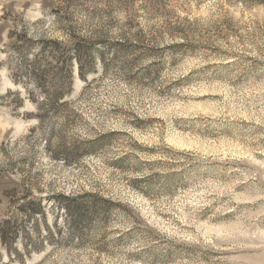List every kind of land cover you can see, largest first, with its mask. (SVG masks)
<instances>
[{
	"label": "rangeland",
	"instance_id": "374dc122",
	"mask_svg": "<svg viewBox=\"0 0 264 264\" xmlns=\"http://www.w3.org/2000/svg\"><path fill=\"white\" fill-rule=\"evenodd\" d=\"M5 68L0 264H264V3L0 0Z\"/></svg>",
	"mask_w": 264,
	"mask_h": 264
},
{
	"label": "trees",
	"instance_id": "16d2710c",
	"mask_svg": "<svg viewBox=\"0 0 264 264\" xmlns=\"http://www.w3.org/2000/svg\"><path fill=\"white\" fill-rule=\"evenodd\" d=\"M247 1H251L254 3H264V0H247ZM74 24L71 20H69V25L66 27L67 31V35L70 36L74 34L75 28H74ZM70 33V34H69ZM44 43H48V44H54L55 47L58 46L60 44V42L58 40H48L45 41ZM72 61L70 60L69 63L66 62V66L63 68V71L61 72L62 74H60L61 78H62V82L63 83H68V88H69V92L71 91V78H72V72H73V62L78 63V68L80 71V75L81 77H84L85 72H84V64L83 62L86 59H90L91 54L84 50L80 45H76L74 47V50L72 52V55L70 56ZM26 64V63H25ZM27 65V64H26ZM27 67H29V65H27ZM37 68H31L29 67V69L25 68L24 73L20 72L21 75H23V78L26 79H31L33 80V83L39 85V86H46V81H48V77L51 75V72L49 69H44L43 70V75L41 77H39V74L37 73ZM55 75V74H54ZM57 75V74H56ZM44 77L47 79L44 82ZM44 92V100H49V102H54V104H58L59 101L68 93H64L65 91H49V90H45ZM31 95V94H30ZM34 102H35V98L33 96H29ZM37 105H39L37 103ZM61 199H63V201H66V203H64V208L67 210V212L70 213L71 215V219L74 221V219H79L83 222L88 221V218L90 215L95 216L96 214H98L100 211L104 212L105 209L101 210L99 209V207L97 208V206H95V204H87V206H89L88 208H81L79 206H77L76 204L73 203L72 198H68V196L65 195H61ZM40 205V204H39ZM85 207V206H83ZM44 213V212H43ZM0 226H2L0 224ZM3 228H1L0 230V239L1 241L5 242L6 241V236L9 235V233H15V230L12 226L9 225H4L2 226ZM71 228V227H70ZM11 254V253H10Z\"/></svg>",
	"mask_w": 264,
	"mask_h": 264
},
{
	"label": "clouds",
	"instance_id": "9594fccd",
	"mask_svg": "<svg viewBox=\"0 0 264 264\" xmlns=\"http://www.w3.org/2000/svg\"><path fill=\"white\" fill-rule=\"evenodd\" d=\"M7 71V69L5 68V69H0V72H6Z\"/></svg>",
	"mask_w": 264,
	"mask_h": 264
}]
</instances>
